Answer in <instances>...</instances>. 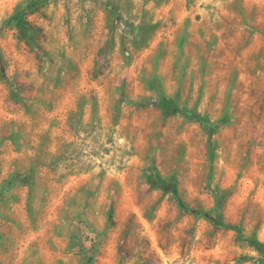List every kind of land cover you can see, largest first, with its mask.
I'll return each mask as SVG.
<instances>
[{
  "label": "rangeland",
  "instance_id": "rangeland-1",
  "mask_svg": "<svg viewBox=\"0 0 264 264\" xmlns=\"http://www.w3.org/2000/svg\"><path fill=\"white\" fill-rule=\"evenodd\" d=\"M21 1L0 0V264H264V0H51L34 46Z\"/></svg>",
  "mask_w": 264,
  "mask_h": 264
},
{
  "label": "trees",
  "instance_id": "trees-1",
  "mask_svg": "<svg viewBox=\"0 0 264 264\" xmlns=\"http://www.w3.org/2000/svg\"><path fill=\"white\" fill-rule=\"evenodd\" d=\"M50 1L51 0H22L7 21L8 24L18 27V29L25 34L26 39L32 46L36 44L38 34L36 33L35 29L28 23L26 16ZM156 26V24L142 25L141 30L142 32L149 34L156 28ZM148 34L142 36V43H145L149 39ZM163 99L166 100V103L163 105L166 114H170L171 112L177 110L176 107H170L169 105H167V102L168 104L172 102L170 98H166L165 96H163ZM13 179L14 177H12L9 182H12ZM146 179L153 188L162 189L164 192H172L183 212L193 214L198 218L206 217L211 220L216 227L235 229L238 233L239 238H244L243 228L241 226H235L224 219L222 209L223 201L217 200L215 207L210 210L189 205L181 196L177 178L173 175L171 177H164L160 173L156 165H152L149 168V171L146 174ZM110 223H113L112 213H110ZM251 242L256 246L261 247V243L257 239H254ZM82 252L85 256L83 264H94L95 254L91 253L89 249H85V247H83Z\"/></svg>",
  "mask_w": 264,
  "mask_h": 264
}]
</instances>
